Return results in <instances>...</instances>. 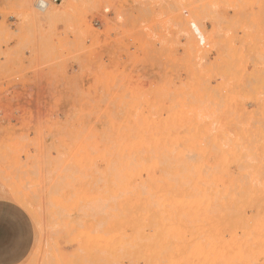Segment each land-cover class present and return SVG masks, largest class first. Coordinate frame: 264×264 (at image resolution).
<instances>
[{"label": "rangeland", "instance_id": "1", "mask_svg": "<svg viewBox=\"0 0 264 264\" xmlns=\"http://www.w3.org/2000/svg\"><path fill=\"white\" fill-rule=\"evenodd\" d=\"M32 1L34 14L0 0V75L39 73L59 57L70 88L55 102L62 117L33 135L32 119L4 123L0 99V197L32 226L20 264L102 263L86 233L111 224L124 245L149 202L163 207L155 236L176 264H197L200 244V264H264V1L62 0L40 11ZM173 222L183 238L166 227ZM114 249L115 264H127Z\"/></svg>", "mask_w": 264, "mask_h": 264}, {"label": "crops", "instance_id": "2", "mask_svg": "<svg viewBox=\"0 0 264 264\" xmlns=\"http://www.w3.org/2000/svg\"><path fill=\"white\" fill-rule=\"evenodd\" d=\"M25 57L29 58L30 55L26 54ZM54 62L39 73L24 74L17 66L8 67L7 75L12 78L10 80L0 75V99L9 107L4 121L6 125L19 128L21 119H32L34 126L29 129V133L33 135L37 124H46L47 119L62 117L55 102H59L62 95L69 93L70 85L67 86L63 80H59V57L54 59ZM74 73L75 69L69 67L60 77H70ZM20 77L22 81H19ZM49 106L57 109H48ZM19 108H25L27 111L23 112ZM2 117L3 114L0 113V119ZM31 247L32 226L23 210L18 217L0 222V264H20L29 254Z\"/></svg>", "mask_w": 264, "mask_h": 264}, {"label": "bare ground", "instance_id": "3", "mask_svg": "<svg viewBox=\"0 0 264 264\" xmlns=\"http://www.w3.org/2000/svg\"><path fill=\"white\" fill-rule=\"evenodd\" d=\"M22 2H23V5L25 6V8L27 9V11L30 13V14H34V11H33V1L32 0H21ZM264 1V0H263ZM49 5H45V6H39L38 5V3H36V0H35V8L37 9V10H45L47 7H48ZM26 11V10H25ZM48 11V10H47ZM49 12V11H48ZM26 14H28V13H26ZM34 16V15H33ZM253 27H255V26H253ZM252 27V28H253ZM257 33V32H256ZM255 33V34H256ZM129 166V165H128ZM127 168V167H126ZM129 168V167H128ZM127 168V169H128ZM118 170V169H117ZM116 169H115V172H117L118 173V171H117ZM120 170V169H119ZM129 170V169H128ZM130 171V170H129ZM129 171H127V172H129ZM125 172V171H124ZM126 172V173H127ZM117 173H116V175H117ZM119 173H121V172H119ZM118 173V174H119ZM188 173V172H187ZM199 173V172H198ZM197 173V174H198ZM130 174V173H129ZM115 175V174H114ZM112 176V175H111ZM120 176V175H119ZM181 176V175H180ZM183 176V175H182ZM200 176H201V174H200ZM117 177H118V175H117ZM124 177V176H123ZM129 178H127L128 180H130V176H128ZM126 178V177H125ZM180 178V177H179ZM181 178H183V177H181ZM114 179V178H113ZM116 180H117V178H115ZM121 179V178H120ZM122 179H124V178H122ZM185 179L186 178H184V181H185ZM188 179H190V178H188ZM115 180V181H116ZM118 180H119V178H118ZM127 180V181H128ZM187 180V179H186ZM114 181V182H115ZM122 181V180H121ZM126 181V182H127ZM114 182H113V184H114ZM125 182V183H126ZM128 182H130V181H128ZM155 182V181H154ZM108 183V182H107ZM122 183V182H121ZM142 183V182H141ZM112 184V185H113ZM116 184V183H115ZM124 184V183H123ZM143 184V183H142ZM120 185V184H119ZM119 185H116L117 187L119 186ZM122 185V184H121ZM125 185V184H124ZM147 185H148V183H147ZM131 186V185H130ZM120 187V186H119ZM124 187V186H123ZM127 187V186H126ZM116 188V187H115ZM132 188V187H131ZM142 188H144V186L142 187ZM141 188V190H143ZM107 189V188H106ZM119 188H116V189H114V190H118ZM125 189V188H124ZM127 189V188H126ZM144 189H146V188H144ZM109 190V189H108ZM120 190H122V189H120ZM107 191V190H106ZM119 191V190H118ZM123 191H125V190H123ZM122 191V192H123ZM120 192V191H119ZM121 192V193H122ZM127 192V191H126ZM141 192V191H140ZM115 193H116V191H115ZM108 194V193H107ZM110 194V193H109ZM108 194V195H109ZM112 194V193H111ZM110 194V196H112ZM139 197H140V195H139ZM111 200V199H110ZM117 200V199H116ZM115 200V201H116ZM126 202V201H125ZM111 203V202H110ZM154 203V202H153ZM153 203H151V202H149V203H145L144 204V206H140V208H141V212H143L141 215H142V220H141V222L139 221V220H137L136 219V221H134L136 224H135V226L136 227H134V224L133 223H131V227H133V228H135L134 230H133V228H128V230L127 231H129V232H131L130 230H132L133 232L132 233H129V232H127L128 234H130V235H127V237H130L129 239L127 238V237H124V238H127L128 239V241H130V242H126V241H124V245H123V241L121 240L120 242H122L120 245H119V243H117V241H116V237L115 236H117V235H115V234H117V233H113V230H111V229H109V228H111V224H109V228H107L105 225V227H102V229L101 230H103V228L105 229V231H104V234L103 235H101L102 233H100V235H98V233L95 231V233L94 232H92V231H94V230H90V229H93V228H90L89 230L91 231V232H87L86 233V235H87V238H85V239H88V242L87 243H89L87 246H89V245H91L92 246V248H90V247H87L88 249H92V250H96V251H98V252H100V253H102L103 254V258H102V256L100 257V258H102V260H104L102 263L104 264H115V262H114V260H113V258H111V254H109L110 253V251L111 250H113L115 247V249H117V250H121L120 249V247H121V245H123L121 248L123 249V250H121V251H123L122 253H121V255H118V251L116 252V253H114V258H116V256H118L119 258H122V256H123V259L124 260H128V263L127 264H140L139 262H142L143 264H176V263H178L177 261H176V259L173 257V253L170 251V250H168L167 248H168V246H167V251H166V249L164 250V248L166 247V243L164 244V242L162 243V245L164 244L165 246H164V248H163V246L161 245V243H158V241H157V237L155 236V232L157 231V229L155 230V228L154 227H156V226H154V224L157 222V221H159V220H156V215H157V212H159L158 214L160 215V211L159 210H161V208H163L162 207V205L159 203V206H157V209H158V207L160 208V209H158V211L156 212V210L154 209V208H156V203L155 204H153ZM151 204V205H150ZM153 204V205H152ZM110 205V204H109ZM124 205V204H123ZM145 205H147L146 206V208H143V207H145ZM148 205H149V207H148ZM160 205H161V207H160ZM153 206V207H152ZM164 206V205H163ZM167 206V205H166ZM147 207H148V209L149 210H147ZM127 210H128V208H126ZM131 209V208H130ZM129 209V210H130ZM150 209L152 210V209H154L153 211H150ZM164 209H165V207H164ZM167 209V208H166ZM116 210V209H115ZM128 210V211H129ZM163 210V209H162ZM120 211V210H119ZM124 211H125V209H124ZM147 212L146 214L144 213V212ZM165 212V211H164ZM207 212V211H206ZM108 214H110L112 217H110L111 219H113V215H115V213H110V211L109 212H107ZM121 213V212H120ZM163 213V211H161V214ZM108 214H106L107 216H108ZM145 216H144V215ZM150 214V215H149ZM123 216H124V214H122ZM126 215H128V213H127V211H126ZM149 215V216H148ZM119 217H120V215H118ZM117 217V215H115L114 216V219ZM144 217V218H143ZM161 217H163V215H161ZM169 217H171V216H169ZM128 218V217H127ZM159 218V217H158ZM164 218V217H163ZM166 218H168V217H166ZM175 218V217H174ZM178 218H180L179 216H178ZM177 218V219H178ZM191 218H192V216H191ZM119 219V218H118ZM121 219V218H120ZM119 219V220H120ZM171 219V218H170ZM169 218H168V221H167V223L169 222L170 223V220ZM177 219H175V220H177ZM122 220V219H121ZM129 220H130V218H129ZM173 220V219H172ZM196 220V219H195ZM90 221V220H89ZM99 221V220H98ZM113 221V220H112ZM115 221H117V219L115 220ZM131 221H133V220H131ZM139 221V222H138ZM163 221V220H162ZM165 221V222H166ZM174 221V220H173ZM183 221H184V219H183ZM185 221H187V218H186V220ZM193 221H194V219H193ZM224 221H226V220H224ZM100 222V221H99ZM102 222V221H101ZM109 222H111V221H109ZM129 222V221H128ZM155 222V223H154ZM180 222H182L181 221V218H180V221H179V223ZM188 222V221H187ZM187 222H185V224L187 223ZM196 222V221H195ZM84 223V222H83ZM82 223V224H83ZM126 223V218H125V222H124V224ZM139 223V224H138ZM171 223H172V221H171ZM173 223H175L174 224V226L176 225L177 226V224L176 223H178V222H173ZM66 224H68V223H66ZM84 224H86V223H84ZM113 224V223H112ZM123 224V223H122ZM166 224V223H165ZM182 224V225H181ZM222 224V223H221ZM91 225H93V226H95L94 224H91ZM90 225V226H91ZM114 225V224H113ZM116 225V224H115ZM127 225H129V223L127 224ZM126 225V226H127ZM169 226H170V224H168ZM167 224H166V227H168L171 231H174L176 228V234H177V236H179L180 235V231H178V228H180L179 227V225L176 227H174L172 224H171V227H169ZM204 225V224H203ZM61 226V225H60ZM83 226V225H82ZM92 226V227H93ZM124 226V225H123ZM172 226H173V228H172ZM180 226H184V224H183V222L182 223H180ZM190 226V225H189ZM189 226H186V227H183L182 229H186V228H188ZM229 226V225H228ZM81 227V226H80ZM89 227V226H88ZM116 227V226H115ZM120 227V224L118 225V227L117 228H119ZM78 228V227H77ZM106 228H107V230H106ZM172 228V229H171ZM190 229H192L193 228V226L192 227H189ZM195 228V227H194ZM193 228V229H194ZM84 229V228H83ZM88 229V228H87ZM86 229V230H87ZM98 229H100V228H98ZM122 229V228H121ZM121 229H119V230H121ZM130 229V230H129ZM181 229V230H182ZM189 229V230H190ZM229 229V228H228ZM82 230V229H81ZM97 230V229H96ZM118 230V229H117ZM123 230V229H122ZM147 230H149L148 232H147ZM189 230H188V235L189 234H191L190 232H189ZM198 229H196V231H197ZM183 231V230H182ZM190 231H192V230H190ZM81 232V234L79 233V235H82L83 233H85L86 231L85 230H83V231H80ZM125 232V231H124ZM134 232H135V238L133 237V238H131L133 235H134ZM175 232V231H174ZM173 232V233H174ZM185 232H187V230H185ZM194 232H195V229H194ZM198 232V231H197ZM197 232H195V233H197ZM94 233V234H93ZM120 233H122V232H120L119 231V233H118V237L121 235ZM126 233V234H127ZM172 233V232H171ZM172 233V234H173ZM194 233V234H195ZM203 233V232H202ZM97 234V235H96ZM124 234V233H123ZM133 234V235H132ZM157 234H159V231L157 232ZM172 234H170V236H172ZM201 234V233H200ZM85 235V234H84ZM125 235V234H124ZM132 235V236H131ZM183 235H185V234H183ZM182 235V236H183ZM196 235V234H195ZM232 236L234 235V234H231ZM123 236V235H122ZM122 236H120V237H122ZM159 236H161L162 237V235H159ZM181 236V235H180ZM179 236V237H180ZM181 236V238H183ZM193 236V234H191V237ZM197 236H198V234H197ZM197 236L195 237H193L192 239L195 241V240H199V237H198V239H197ZM76 237V236H75ZM80 237H84V236H80ZM161 237H159L158 238V240L161 238ZM173 238H175L176 236H172ZM205 237V236H204ZM216 237V236H215ZM79 238V237H78ZM123 238V237H122ZM123 238V240H125ZM173 238H172V240H173ZM185 238V241L187 242V239L189 238H187L186 239V237H184ZM196 238V239H195ZM75 239V238H74ZM77 239V238H76ZM80 239V238H79ZM85 239H83V240H85ZM176 239V238H175ZM175 239L173 240V242L175 241ZM180 239V238H179ZM178 239V237H177V239L176 240H179ZM200 239H202L201 237H200ZM232 239H234V237L232 238ZM73 240V239H72ZM132 241H135L134 243L132 242ZM160 241H163V239L161 238V240ZM184 241V240H183ZM189 241H190V238H189ZM213 241V240H212ZM214 241H216V240H214ZM80 242H81V240H80ZM79 242V243H80ZM85 242V241H84ZM100 242V243H99ZM126 242V243H125ZM176 242V241H175ZM178 242V241H177ZM176 242V243H177ZM198 243H199V241H197ZM225 242V241H224ZM231 242H233V241H231ZM230 242V243H231ZM86 243V244H87ZM101 243H102V247H101ZM130 243H132V244H130ZM179 243H182V241L181 240H179V242H178V244ZM192 243H193V245H194V243L196 244V242H193L192 241ZM192 243L190 242V247L192 248V250L194 249L195 250V247H193L192 246ZM200 243H201V241H200ZM199 243V244H200ZM230 243H229V245L228 246H230ZM237 243V242H236ZM236 243H234V245H236ZM82 244V243H81ZM86 244H84V246L86 245ZM99 244V246L100 247H98L97 245ZM118 245V246H120L119 248H117V246L116 245ZM126 244H128V246L126 245ZM176 245L177 247L178 246H180V245ZM199 244H197V245H199ZM208 244V243H207ZM231 244H233V243H231ZM83 245V244H82ZM160 245V246H159ZM175 245V244H174ZM181 245H184L183 243L181 244ZM185 245H186V243H185ZM197 245H195L196 246V251H197V249H198V246ZM201 245V247H199L200 248V250L198 251V252H196V251H192L191 252V248H190V251L189 252H191V254H190V256H194V252H196L195 254H197V255H195L194 257H195V259H198L199 260V258H200V261L201 260H203V258H204V255H206V254H203V255H201L200 253H203V252H201V249H203L202 248V244H200ZM225 245H226V243H225ZM126 246V247H125ZM81 247H83V246H81ZM80 247V248H81ZM124 247V248H123ZM127 247H129V248H127ZM177 247H175L176 249H177ZM181 248H183L184 246H180ZM186 247H187V245H186ZM207 247V246H206ZM213 247V246H212ZM223 247V246H222ZM231 247V246H230ZM86 248V247H85ZM94 248V249H93ZM125 248H127V251L125 250ZM114 249V251H116ZM230 249V248H229ZM83 250L85 251V249L83 248ZM89 250V251H90ZM182 250V249H181ZM180 250V251H181ZM80 251H81V249H80ZM177 251V250H176ZM184 251V249L181 251V252H183ZM203 251V250H202ZM221 251V250H220ZM233 251V250H232ZM82 252V251H81ZM88 251H86L85 253H87ZM112 252V251H111ZM185 252V251H184ZM200 252V253H199ZM230 252H231V249H230ZM90 253H91V251H90ZM89 252H88V254H90ZM93 253H94V251H93ZM127 254V255H124V254ZM204 253H205V251H204ZM212 253V252H211ZM227 253V252H226ZM233 253V252H232ZM234 253H235V250H234ZM237 253V252H236ZM96 254V253H95ZM95 254H93L91 257L92 258H94V260H95ZM181 254V253H180ZM183 254V253H182ZM199 254V255H198ZM208 254V253H207ZM216 254V253H215ZM91 255V254H90ZM116 255V256H115ZM217 255V254H216ZM244 255V254H243ZM76 256V255H75ZM79 256H81V255H79ZM121 256V257H120ZM126 256H128V257H126ZM179 256V255H178ZM181 256V257H180ZM178 258H185L184 256H185V253L183 254V255H180ZM197 256V257H196ZM200 256V257H199ZM203 256V257H202ZM209 256V255H208ZM223 256V255H222ZM77 257V256H76ZM84 257V256H83ZM90 257V256H89ZM90 257V258H91ZM215 257V256H214ZM217 257V256H216ZM239 257V256H238ZM80 258V257H79ZM82 258V257H81ZM87 258V257H86ZM97 258V257H96ZM99 258V259H100ZM207 258V257H206ZM205 258V261H207L208 259H206ZM211 258V257H210ZM226 258V257H225ZM233 258H234V256H233ZM237 258V257H236ZM88 259V258H87ZM98 259V258H97ZM95 260L96 261V263H98L99 261L98 260ZM212 259V258H211ZM223 259V258H222ZM243 259V258H242ZM78 260V259H77ZM101 260V261H102ZM123 260V261H124ZM183 260H186V259H183ZM233 260V259H232ZM228 261V260H226V261H228L229 263H234L237 259H235L234 258V262L233 261ZM63 261V260H62ZM79 261V260H78ZM78 261H76V263L78 262ZM199 261V262H200ZM204 261V262H205ZM212 261V260H211ZM215 261V260H214ZM218 261H219V259H218ZM242 261V260H241ZM246 261V260H245ZM245 261H243V262H245ZM58 262V261H57ZM87 262V261H86ZM92 262H93V259H92ZM185 262V261H184ZM198 262V261H197ZM198 262V263H199ZM88 263V262H87ZM94 263V262H93ZM101 262H99V264H100ZM101 263V264H102ZM197 263V264H198ZM202 263V262H201ZM229 263H226V264H229ZM236 263V262H235ZM240 263V258H239V260H238V264ZM62 264V263H61ZM72 264V263H71ZM81 264V263H80ZM181 264H183V263H181ZM185 264V263H184ZM200 264V263H199ZM208 264V263H207ZM222 264V263H221ZM243 264V263H242ZM246 264V263H245ZM250 264V263H249Z\"/></svg>", "mask_w": 264, "mask_h": 264}, {"label": "snow or ice", "instance_id": "4", "mask_svg": "<svg viewBox=\"0 0 264 264\" xmlns=\"http://www.w3.org/2000/svg\"><path fill=\"white\" fill-rule=\"evenodd\" d=\"M20 212H22V209L19 204L9 202L5 197H0V222L12 217H18Z\"/></svg>", "mask_w": 264, "mask_h": 264}, {"label": "built area", "instance_id": "5", "mask_svg": "<svg viewBox=\"0 0 264 264\" xmlns=\"http://www.w3.org/2000/svg\"><path fill=\"white\" fill-rule=\"evenodd\" d=\"M62 0H36V3H38L39 6H45L49 4H58Z\"/></svg>", "mask_w": 264, "mask_h": 264}]
</instances>
